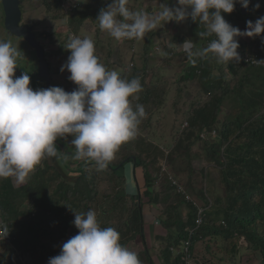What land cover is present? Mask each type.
Listing matches in <instances>:
<instances>
[{"label":"trees","instance_id":"obj_1","mask_svg":"<svg viewBox=\"0 0 264 264\" xmlns=\"http://www.w3.org/2000/svg\"><path fill=\"white\" fill-rule=\"evenodd\" d=\"M102 2L103 0H88L87 3H83L80 9L70 15L66 14L61 5V0H21L20 6L23 14L26 12L25 5L27 3H33L35 8L44 6L48 16L53 19H65V29L79 36L85 20L94 18L104 8ZM94 3L98 4L99 7L92 11L89 7ZM0 9L2 12L0 15L3 19L4 11L1 0ZM229 23L232 24V20ZM193 29L197 35L199 31L204 30V28L197 29L195 26ZM151 33L155 35V32L152 31ZM54 34L55 32H49V36ZM174 38L178 45L187 39L179 32L175 33ZM198 38L201 43L196 45L197 47H205L214 39V37L201 39L199 35ZM51 41L53 42L54 39ZM145 42L144 47L148 54L153 43V36L150 35ZM239 43L238 51L240 54L256 50L259 54L264 55V51H261V49L264 50V34L251 38V42L239 38ZM96 48H99V45H96ZM99 52H101L100 49H96V55L100 62H103V58L106 57ZM178 52L180 53V50ZM57 53L59 52H55V54ZM182 53L184 52L181 51ZM111 64L121 68L118 72L122 78L130 80L138 77L142 85V91L137 94L138 99L132 101L133 106L135 104L143 105L147 113L146 118L139 125L137 136L132 140V142H136L137 148L140 147L139 154L134 152V155H126L119 161L111 160L103 170H98L95 162H88L87 165L83 164V161L78 163L75 172L78 171L79 174L75 184L72 186L68 182H60L59 185L65 189L60 187L56 191L63 199L68 200L70 192L71 196L76 198L69 203L73 210L67 204L59 206V213L65 223L60 229L48 225L49 219L45 215L49 216L47 215L49 213L53 215L54 211L50 205L44 204L46 201L44 196L45 201L41 202L40 194L47 187L49 178L34 185L27 181L19 187L15 186L13 178L0 179V223L8 226V236L12 239L10 246L5 241L0 240V264H48L50 257L60 253L62 244L78 233L79 229L75 228L68 235V238L63 240L67 236V229L70 227L68 220L75 218L76 209L82 207L83 204L84 210L80 213H86L90 210L88 200H96L95 186H97V180L102 173H107L110 178H119L120 181L115 184V188L121 184L122 189L119 190V193L114 194L111 203V210L114 212L111 216L114 219L105 222L97 218L98 222L101 227L115 228L120 233V242L126 247L140 235L144 243L143 249L138 252L142 264H156L155 255L149 251L150 247L153 246L148 245L144 235L143 205L145 202L152 208L157 207L160 210L159 222L162 229L156 233L155 244L164 245L163 250L160 251L163 264H185L178 250L182 249L183 242L188 238L192 239L191 254L192 259L196 260L194 264H198V261L202 264H222L218 263L216 251L211 252L209 250L211 244L219 238L225 240L239 238L240 245H247L248 243L247 246L259 250L263 254L259 264H264V112L244 119H240L238 116L234 119L230 118L220 128L216 125L224 100L229 94L236 91L235 89L231 91V81H238L237 78L241 72L246 71L240 79V83L238 82L237 96L243 97L242 87L245 78H256L264 86V68H259L260 72H251L250 69L256 67L248 66L241 60L218 64L211 54L208 58L198 59L195 65L190 64L189 61L185 63L186 67L183 69V74L177 81L178 92H180L178 98L181 99L182 95L185 94L188 101L185 103V107L179 105V100H175L173 104L176 113H182V117L180 119L178 117L179 127H182V130L185 129V133L178 138L174 150L170 151L160 165L157 164L154 167L158 176H164L168 180L166 185L157 188V178L150 172L145 157L141 156L150 155L154 149L147 153L145 151L147 145L145 146L144 142L139 143L138 138L141 136V132L146 129V123L149 121L146 119L150 118L152 110L167 104L165 98L167 86L165 83L163 84V81L157 80L160 69L151 65L149 59H146L143 65L133 66L131 68L132 75H130V69L119 57L113 58ZM104 65H108V63L105 62ZM231 74L232 80L229 79ZM145 75L149 77L148 81ZM187 84L197 86L198 91L187 88ZM254 95L262 98L264 91H257ZM250 104H253L251 99ZM243 108L240 106V112ZM185 121L188 122V126L183 127ZM212 131H215L216 135L211 139L203 140L200 133ZM242 138L244 140H240ZM199 140L205 141L206 158L220 168L230 192L223 199L222 196L214 195L208 188L195 187L192 180H189L187 185L204 202L202 205L180 182L178 175L183 170L175 165L180 149V155L187 152L190 165L193 146ZM133 156L136 157V160L133 159ZM62 160L66 164L65 158ZM129 162L143 167L145 189L141 195H131L125 190L126 175L124 169L126 163ZM46 166L49 167L47 164ZM189 167L191 170V166ZM39 172L37 170L36 174ZM56 175L58 174L56 173ZM169 176H173V179L177 180L179 184L173 183V180L169 181ZM50 179L53 178L50 177ZM139 196L141 197L140 200ZM79 197L80 199H78ZM25 200L29 201L26 208L23 207ZM83 201L85 203H82ZM183 205L187 206V212L184 211ZM40 206H42L41 211L44 217L39 214ZM199 214L202 216V223L197 227L195 220ZM50 221L56 222V218ZM18 228L20 231L17 230ZM162 231H164V235ZM19 233L23 235V238L20 237ZM44 235H48L49 239L44 240ZM242 238L246 240V244L240 242ZM203 241L206 243L207 252L201 251ZM238 245L234 241L232 250L236 251ZM171 247L175 250L172 251ZM220 257L223 259L222 256Z\"/></svg>","mask_w":264,"mask_h":264},{"label":"clouds","instance_id":"obj_2","mask_svg":"<svg viewBox=\"0 0 264 264\" xmlns=\"http://www.w3.org/2000/svg\"><path fill=\"white\" fill-rule=\"evenodd\" d=\"M129 2L113 0L106 9L102 8L96 18L99 28L117 41L142 40L146 33L167 22L181 23L191 17L204 26L198 32L201 39L214 37L205 47H197L191 39L180 44L192 65L209 54L218 64L239 62L237 38L264 34V16L255 22L248 20L244 30L225 19L224 13H232L237 3L248 8L251 0H177V6L161 3L159 11L152 14L130 10ZM261 2L256 0V9L264 10ZM80 8L77 5L71 12L64 10L70 15ZM64 47L71 54L61 72H70L69 80L78 87L71 92L59 86L33 90L28 71L15 76L18 60L24 53L11 40L0 39V179L14 178L17 185H23L44 158L59 156L56 141L67 140L69 135L75 148L71 158L94 161L98 170H103L119 147L137 136L139 125L146 118L144 106L132 103L142 91L138 77L129 80L116 70H108L100 62L95 42L89 37L71 36ZM155 50L154 53L159 52L161 46L155 45ZM134 63L127 68L131 69ZM186 126L187 121L183 124ZM200 134L203 140L216 135L215 131ZM173 183L179 184L175 179ZM72 223L79 229L78 233L62 244L60 253L50 257L48 264H142L138 253L120 242V233L115 228L100 226L94 210L75 211ZM8 233V226L0 223V235L9 243L0 240L10 246L12 239ZM171 250L175 249L171 247ZM191 263H195L193 259Z\"/></svg>","mask_w":264,"mask_h":264},{"label":"rangeland","instance_id":"obj_3","mask_svg":"<svg viewBox=\"0 0 264 264\" xmlns=\"http://www.w3.org/2000/svg\"><path fill=\"white\" fill-rule=\"evenodd\" d=\"M66 3L72 2L73 0H66ZM74 2L78 5V7H82L83 4L80 2V0H74ZM256 0H251L250 8H244L240 3H237L235 6V9L232 13H224L225 19L230 22L233 19L232 25L239 27L241 30L246 29L247 27V21L252 20L255 22L259 17L264 16V10L262 8L259 9L258 13L255 8ZM103 6L106 9L110 4L113 3V0H103ZM166 3L170 7L177 6V0H130L128 7L130 10L137 11V10H144L147 11L149 14H152L154 12L159 11L160 4ZM2 4V3H1ZM264 5V4H263ZM26 12L24 15V20L29 21L30 19H36L41 20V26L42 28H48L49 30L56 31L53 36H48L47 38H44L42 41L44 43H48V48H50L51 51H47V59L51 63V66L53 68V71L57 72L55 74V77L59 79H63L61 82V87L67 90L70 87L77 88L78 85H76L74 82L69 80V76L71 75L70 72L67 70L61 72V67L67 62L69 55L71 54V50H66L64 45H66L69 41V38L71 36H76L74 32H71L67 29H65V19H53L50 16H48V13L45 10L44 6H39L37 8H33L32 4L27 3L25 5ZM63 7V6H62ZM99 7L98 4L94 3L91 4L89 7L90 10L94 11ZM3 8V7H2ZM64 9V7H63ZM155 9V10H154ZM249 9H251V12H249ZM254 10L256 12L254 13ZM4 11V10H3ZM214 11V10H210ZM69 12V11H68ZM0 13L1 9H0ZM99 15V14H98ZM97 15V16H98ZM97 16L94 18H88L85 20L84 25L80 29V34L78 37L84 38L89 37L95 42V46L99 45V48L102 53V55L106 58H103V64L107 62L109 65H105L108 70H116L119 71L121 68L117 65L111 64L113 58L116 59L119 57L122 62L126 64V67H129L131 62H135L134 66H140L143 65V62L146 61V59H149V62L151 65H154V67L160 69V73L157 76V80L159 82L163 81V84H166L167 93L165 94V98L167 99V104L165 106H160L157 109L152 110V114L150 115V118L146 119L147 121L146 129L141 132V136L138 138L139 143L147 145V148L145 151L151 152L150 155H141L144 156L145 159L148 162V168L150 172L154 175L155 178H157V184L156 187H163L166 185L167 181L164 176H158L157 171L154 170V167L160 165L163 161V159L166 158V156L169 155L170 151L174 150V145L176 144L179 137L183 136L185 133V129L182 130V127H179L180 121L178 120L182 117V113L177 114L173 104L175 100H179V105L181 107H185V103H187L186 95H182V98L179 99L178 95L180 92H178V78L183 74V69H185L188 59L187 56L184 53L181 54L178 52L177 49L181 47V45L176 44L175 32H179L183 35V37H187V39L193 40L196 45L198 46L199 43H201L200 39L198 38V35L195 33L193 26H195L197 29L204 28L203 25H199L198 22L193 21L191 17L186 19L185 21L181 23H177L175 21H170L165 23L161 28L154 30L153 32H156L155 35L153 33L149 32L146 33L144 39L142 40H128L125 39L123 41H117L113 37H111L107 32L102 31L99 28V22L96 20ZM4 13H3V19L2 15H0V39H7L11 40L12 43L18 42L20 45L21 51L24 53L21 59L18 60V71L20 75L24 71H28L29 75L31 77V83L30 85L36 89L43 88V86L38 82L39 79V64H38V58L37 54L34 51H29L25 49L24 41L20 40V38L12 33L4 32ZM56 27H60L57 31ZM168 27V29H167ZM6 29V28H5ZM7 30V29H6ZM10 34L14 35L11 36ZM151 35L153 36V43L152 46L148 52L146 53L145 50V40L148 39V37ZM240 37L237 39L239 40ZM250 38V37H248ZM252 38V37H251ZM50 39H54V41L50 42ZM186 39V40H187ZM49 40V41H48ZM155 45H160L161 50L157 53H154L155 51ZM174 46V47H170ZM176 52V54L172 52ZM261 51H264L261 49ZM55 52H59L55 54ZM136 52V53H135ZM183 52V51H182ZM154 53V55H152ZM147 54V55H146ZM102 56V57H103ZM165 59V60H164ZM17 71V72H18ZM131 71V69H130ZM250 71H256L260 72V69L252 68ZM133 71H131L130 75H132ZM246 71L244 70L243 73L238 76L237 80H232V74L229 75V79L232 80L230 83V88L233 91L231 94H229L226 97V100H224L222 109L220 110L218 114V123L216 124L218 128L221 127L224 123H226L228 120L234 119V117H240V119H244L249 116H255L259 113L264 112V96L260 98L258 95H254L255 92H261L264 91V86L261 84V81L256 78H245L243 82V97L237 96L238 88L240 79ZM129 75V76H130ZM18 76V75H17ZM146 76V75H145ZM148 81L149 77H145ZM155 79V78H154ZM146 81V82H147ZM239 82V83H238ZM184 87V86H182ZM187 88L198 91L197 86H192L190 84H187ZM187 89V90H189ZM241 93V91H240ZM195 94V93H194ZM197 95V94H196ZM195 95V96H196ZM250 99L253 104H250ZM240 106L244 107L242 112L240 109ZM231 108V110H229ZM181 112H184L182 109ZM219 133V132H218ZM73 139L72 136H68L67 140L63 138H58L56 141L57 149H60L62 153H64L65 162L64 164L63 160H61L60 155L55 157H46L44 158L39 165L36 166L35 170L30 173L29 177L27 178L26 182H30V184L34 185L37 182L44 181L48 179V185L45 188V190L41 191L40 197L41 202L44 200L43 196L45 197L44 204L50 205L52 207L54 214H47L49 216H46L49 219L48 225L52 228H62L65 223L62 221V216L59 213V206H62L63 204H67V206L71 207L69 204L71 200L76 199L75 196H71V192L68 195V200L63 199L59 194L56 193L60 187L62 189H65V187H62L59 185L60 182H68L72 186L76 182V178L78 176V172H75L77 170L76 166L78 163L83 161V164L86 165L88 162H94L89 160H74L71 158L70 153L75 152V148L71 146V140ZM59 140V141H58ZM131 140H134L131 139ZM125 142L122 144L118 151L116 152L114 158L112 161H119L122 157L126 155H134V152H140V147L137 148L136 142L129 143ZM214 140V139H213ZM244 140V138L240 139ZM187 141V140H186ZM204 142L203 140H199L194 146L192 151V158L189 165V157L187 152H185L183 155L180 154L176 157V163L175 165L178 166V168H181L183 172H181L178 175V179L185 188L191 193L193 197H195L200 205H202L204 202L196 195L195 191L192 190L191 187L187 185V182L192 180V184H194L197 188H208L211 190V192L214 195L222 196L223 199L226 198L227 193H230L227 188V183L223 179V174L220 172V168L216 166V164L213 161H210L206 158V150H204ZM140 145V144H139ZM67 153V154H66ZM141 154V153H140ZM162 154H164V157H162ZM63 156V155H62ZM63 158V157H62ZM63 158V159H64ZM169 161V159H168ZM46 164L49 166L47 167ZM84 165V166H85ZM65 166V167H64ZM126 166H129L133 168L135 171H137L138 179L140 180V176L143 171V167L141 165H136L135 163H127ZM191 166V170L190 167ZM40 171L36 174V172ZM107 171V170H106ZM166 171V170H165ZM56 173L58 175H56ZM176 174V173H175ZM126 175V174H125ZM59 176V177H58ZM52 177L53 179H50ZM174 180L169 176V181ZM120 181L119 178H110V176L106 173H102V175L97 180V186H95V191L97 193L96 200H88V206L90 207V210H94L97 214V218H100L104 220L105 222L111 221V219H114L113 216H111L112 213H114L111 210L112 206V200L114 198V194L119 193V190L122 189L121 184L118 185V187L115 188V184ZM189 181V182H190ZM14 182V178H13ZM16 187H19L21 185H17L14 182ZM129 184L125 181V190H128ZM234 192V191H233ZM83 193V192H82ZM80 199V197L78 198ZM87 201V199H86ZM29 201L25 200L23 203V207L26 208L28 206ZM82 203H85L83 201ZM42 206H40L39 214L41 217H44L43 212L41 211ZM73 209V208H72ZM113 209V208H112ZM183 209L185 212H187V206L183 205ZM84 210V205L82 204V207L80 206L78 209H76V212L80 213ZM153 213L155 215L160 214L159 209L152 208ZM117 212V211H116ZM154 215V216H155ZM52 216L53 218H56V222H52L50 220ZM74 218H69L68 221H70V227L66 231V237L63 240H66L68 238V235L75 230V225L72 223ZM58 221V222H57ZM156 226H158L157 222L154 221ZM162 226L159 225L158 228H161ZM20 231V229H17ZM20 234V233H19ZM162 234L164 235V231H162ZM144 235H148V228L145 225L144 228ZM20 237L23 238V235L20 234ZM48 235H44V240H48ZM147 239V238H146ZM156 241V239L153 241V243ZM236 242L237 245L239 243V238L236 240H225L223 238H219L218 240L214 241L211 244V247H209V250L216 251L217 258L219 259L218 263L222 264H259L263 258V254L256 249H253L248 245L246 240L242 238L240 242L242 244L247 245H238L237 250H232L233 242ZM53 242V240H52ZM201 251L207 252L205 249L206 243L203 241L201 243ZM144 243L142 241V237L139 235L134 241H131L128 245V248L132 251H135L138 253L141 249H143ZM164 245H161L160 243H156L154 245V252L153 255H155V260L157 262L160 261L159 258H161L160 251L163 250ZM151 253V251H150ZM223 259H221V257ZM159 257V258H158ZM196 261V260H193ZM224 261V262H223ZM198 264H202L200 261H198Z\"/></svg>","mask_w":264,"mask_h":264},{"label":"water","instance_id":"obj_4","mask_svg":"<svg viewBox=\"0 0 264 264\" xmlns=\"http://www.w3.org/2000/svg\"><path fill=\"white\" fill-rule=\"evenodd\" d=\"M20 2L21 0H1L4 10V27L10 33L18 37H23L29 45L36 49L37 56L39 58V76L46 81V88L58 86L52 81L51 66L45 58V48L35 38V34L31 30L32 27L26 24H21L23 13ZM16 71H18V68H16ZM17 75L20 76L19 71ZM58 154L60 155V158L62 160L63 156L60 149H58ZM133 159L136 160V157L133 156Z\"/></svg>","mask_w":264,"mask_h":264},{"label":"crops","instance_id":"obj_5","mask_svg":"<svg viewBox=\"0 0 264 264\" xmlns=\"http://www.w3.org/2000/svg\"><path fill=\"white\" fill-rule=\"evenodd\" d=\"M262 4H264V0H262L261 2ZM257 4V3H256ZM250 8V5L249 7ZM260 9V8H259ZM259 9L257 10V13L259 11ZM256 10H254V13L256 12ZM249 12H251V9H249ZM234 26V24H233ZM242 25H240L239 27H241ZM242 39H244L247 42H251V37H240ZM259 69V68H257ZM75 88L70 87L68 88L66 91H73ZM59 141V140H58ZM132 142V140L130 141ZM57 144V143H56ZM133 164V162H131ZM127 165V163H126ZM125 165V174H126V183L129 184L128 190L126 189V192H128L131 195H141V193L143 192V190L145 189V177H144V173L142 171V174L139 175L140 176V180L138 179V174L137 171H135L133 168L126 166ZM141 199V197L139 196V200ZM155 209H158L157 207H155ZM143 211H144V228L145 225L148 228V235H146V240L148 242V245H151L153 247H150L149 251H151L152 254H154V252L152 250H154V245L155 242L153 243V241L156 239V233H158V231L160 230L158 228L160 224V219H159V214L155 215V213H153L152 211V206H150L149 204H147V202L144 203L143 205ZM155 215V216H154ZM156 221L158 224V226H156V224H154ZM159 258V257H158ZM160 261L157 262L155 260L156 264H163L164 261L162 258H159Z\"/></svg>","mask_w":264,"mask_h":264},{"label":"flooded vegetation","instance_id":"obj_6","mask_svg":"<svg viewBox=\"0 0 264 264\" xmlns=\"http://www.w3.org/2000/svg\"><path fill=\"white\" fill-rule=\"evenodd\" d=\"M32 4V7L34 6L33 5V3H31ZM83 5V4H82ZM33 8H35V6L33 7ZM24 15L25 14H22V20H21V24H26V25H28V26H31L32 27V32H34V34H35V38L37 39V41L45 48V53H46V59H47V51L49 50V51H51L50 50V48H48L49 46H48V43L46 44V43H44L42 40L44 39V38H47L48 39V33L49 32H56V31H54V30H49L48 28H42V27H40L41 26V20H36V19H30L29 21L27 20V21H25L24 20ZM60 27H56V29H57V31H58V29H59ZM4 32H6V33H8L9 34V31L8 30H6L5 28H4ZM11 36H14V35H12V34H10ZM48 35V36H47ZM20 38V40H23L25 43H24V46H25V49L26 50H29V51H34L36 54H37V52H36V49L35 48H33L31 45H29L28 44V42L23 38V37H19ZM49 41V40H48ZM50 41H51V39H50ZM15 46H17L18 48L20 47V45L18 44V42H14L13 43ZM37 58H38V56H37ZM38 60V64H39V58L37 59ZM47 61H48V59H47ZM49 62V61H48ZM49 64H50V66H51V63L49 62ZM20 71V70H19ZM17 71H15V76H17ZM58 74V71L57 72H55V71H53V68H52V66H51V78H52V81H53V83H55L56 85H58L59 87H61V82H62V80L61 79H57L56 77H55V74ZM38 82L43 86V88H46V81L44 80V79H42V78H40L39 77V79H38ZM30 87H32L31 85H30ZM33 88V87H32ZM35 88H33V90H34Z\"/></svg>","mask_w":264,"mask_h":264},{"label":"built area","instance_id":"obj_7","mask_svg":"<svg viewBox=\"0 0 264 264\" xmlns=\"http://www.w3.org/2000/svg\"><path fill=\"white\" fill-rule=\"evenodd\" d=\"M66 0H62V5L65 8V10L68 12H71L76 6L77 4L74 2V0L72 2L66 3ZM241 60L243 63L250 65V66H258V67H264V62H260V61H264V55L259 54L257 51L255 52H245L241 54ZM197 227L201 225L202 223V216L201 214H199L195 220ZM1 239H5L6 237H4L3 235H0ZM6 242L9 243V240L5 239ZM191 239L188 238L187 240H185L182 244V251L179 253L181 256V259L185 262V264H192L191 260H192V254H191Z\"/></svg>","mask_w":264,"mask_h":264}]
</instances>
